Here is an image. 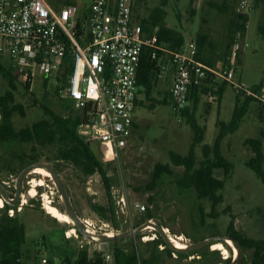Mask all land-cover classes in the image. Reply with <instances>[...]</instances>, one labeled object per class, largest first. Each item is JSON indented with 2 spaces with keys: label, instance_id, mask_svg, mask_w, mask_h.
<instances>
[{
  "label": "rangeland",
  "instance_id": "rangeland-1",
  "mask_svg": "<svg viewBox=\"0 0 264 264\" xmlns=\"http://www.w3.org/2000/svg\"><path fill=\"white\" fill-rule=\"evenodd\" d=\"M57 1L58 6L78 4L82 11L87 10L89 5L82 0ZM238 2L135 0L133 10L138 21L159 16L165 26L177 31L185 41L207 35L205 60L218 69L222 67L226 70L229 67L228 56L238 50L239 66L235 80L249 88L257 85L264 88V36L258 31L260 22L264 24V1L251 0L248 11L244 12L250 16L244 36L231 29L232 21L237 15L243 14V11H238ZM245 43L248 47L243 49ZM0 62L11 68L8 60ZM168 63L171 64V59L164 54L158 62L159 71L153 79L149 96L145 89H140L135 115L136 128L129 147L119 152L112 162L105 165L100 146L88 142L78 128V136L90 143L96 152L109 187L99 173L86 176L71 161L65 160L62 148L57 144H0V190L9 200L16 197L20 174L32 165L45 170L50 167L62 187L60 191L52 176L41 178L30 172L21 181L18 202L12 204L5 201L0 194V199L5 203L0 208V221L7 211L9 217L18 218L25 226L26 243L22 247L24 263L75 264L80 252H86L88 259L92 260L101 256L100 248H105L114 253L117 249L135 253L141 260L153 259L155 264H252V250L239 248L230 240L237 249L234 256L233 248L225 241L230 239L229 225L232 222L235 232L242 236L264 240V184L246 167V162L254 154L244 144L248 138L261 137L264 125L259 116L260 108L256 102H251L240 128L223 141L222 152L234 169L228 176L221 170L215 172V176L225 183L220 191L224 201L212 211L210 201L199 200L192 188L179 186L185 169L174 166L170 161V152L183 156L190 153L194 131L186 116H177L171 110V81L166 69L162 72ZM14 73L15 103L21 105L25 112L24 117L14 114L16 130L50 119L47 110L62 118L74 116L75 111H72L69 102L58 98L54 79L43 81L37 76L29 82L19 73ZM26 84H29L28 88ZM223 85L225 92L221 103L216 93ZM8 89L7 81L0 76V95ZM236 96L232 87L220 80L213 82L208 95H202L196 105L194 98L189 101L190 112H194L199 126L205 131L203 143L194 148L197 168L203 160L202 146H213L215 142L217 120H231ZM158 164L170 165L172 175L162 176L155 183L153 170ZM34 179L43 185L38 184L36 196L31 197L28 192ZM123 193L131 209V218L122 215L118 209V201ZM47 198L68 216L66 199L69 209L79 220L91 224L90 234L82 235L70 218L69 224L49 214L45 208ZM134 203H141L145 210H132ZM148 225L152 229L145 231ZM142 226L143 229L136 232ZM71 229L75 233L70 234ZM67 234L71 237L67 238ZM154 236V240L143 241L144 237L150 239ZM171 236L182 237L180 242L185 248L177 250L169 245L166 238ZM207 240L210 243L202 244ZM216 244L222 251L212 249Z\"/></svg>",
  "mask_w": 264,
  "mask_h": 264
},
{
  "label": "built area",
  "instance_id": "built-area-1",
  "mask_svg": "<svg viewBox=\"0 0 264 264\" xmlns=\"http://www.w3.org/2000/svg\"><path fill=\"white\" fill-rule=\"evenodd\" d=\"M134 2L90 0L87 10L82 11L78 4L58 6L57 0H0V60H8L26 81L37 76L43 81L54 79L58 98L69 102L76 112L86 111L87 121L80 129L88 142L100 146L105 165L127 149L132 139L138 68L145 48L152 50V58L163 53L171 59L169 93L175 115L180 116L188 107L193 86L221 80L241 99L256 102L264 120V88H249L235 80L238 50L228 56L226 70L199 60L196 40L185 41L179 50L172 51L159 43V28L144 32L134 17ZM250 4L251 0H239L238 11L244 14ZM118 209L131 218L124 193ZM133 209L142 212L145 206L134 203ZM82 224L89 235L91 224ZM100 251L102 264H118L114 251ZM131 264L144 263L136 256Z\"/></svg>",
  "mask_w": 264,
  "mask_h": 264
},
{
  "label": "trees",
  "instance_id": "trees-1",
  "mask_svg": "<svg viewBox=\"0 0 264 264\" xmlns=\"http://www.w3.org/2000/svg\"><path fill=\"white\" fill-rule=\"evenodd\" d=\"M89 4L90 0H82ZM264 1V0H263ZM74 4V3H67ZM249 16L247 14H239L231 23V29L235 33L244 35L247 31V24ZM145 33H152L155 28H159L158 39L159 43L166 46L172 51L179 50L185 43L182 35L177 31L165 26L160 17L153 16L150 19H142L140 21ZM259 33L264 36V24H260L258 28ZM234 35V34H233ZM232 36V35H231ZM234 38V36H233ZM232 38V42H233ZM198 45V59L202 62L212 66V63L205 60L203 53L208 44L207 35H199L197 40ZM231 45L228 47L230 49ZM164 54L159 53L157 58H152V50L145 48L141 56V61L138 68V86L140 89H145L149 96L152 87L153 79L156 72L159 71L158 62ZM13 67H5L0 62V76H2L8 83V90L6 93L0 95V144L12 146L19 143L37 142L40 144H57L62 148V156L65 160L71 161L73 165L80 168L84 175L91 176L99 173L107 187V179L103 172V168L99 163L96 152L90 143H86L78 136V128L87 121L86 111L74 112L70 104V108L75 113L69 118H62L48 112L50 119L42 120L31 127H26L16 130L13 122L15 113L25 116L24 108L15 103L14 91L16 90L15 73ZM212 81H204L203 84L193 86L190 92L189 101L194 98L195 105L199 102L202 95H208ZM29 84H26L28 88ZM261 88V86H256ZM225 91L224 85L218 90L219 101ZM252 99L247 98L242 102L239 96H236V103L232 113L231 120L226 123L224 121L216 122L218 134L216 136L213 146L204 144L202 146L203 160L199 167H196L197 161L194 155L195 146L202 144L204 141L205 131L199 126L194 112H190L187 107L182 116L188 118L189 124L194 131V140L192 148L187 156L180 155L176 152H170V161L176 167H183L185 169L184 177L178 182L179 186L192 188L199 200H208L212 203V211L214 208L224 201V197L220 191L224 188V180L215 176L218 170L223 171L225 176L230 175L234 169V165L224 156L222 152V144L228 135L234 134L241 126L244 117L247 115ZM138 105V102H137ZM69 107V106H68ZM260 119L264 120L261 116ZM136 128V125H135ZM260 138H248L245 140V146L249 147L254 156L246 162V167L252 170L258 179L264 184V151L263 138L264 130L260 133ZM101 153V152H100ZM172 175L171 166L166 164H158L153 170V181L159 182L162 176ZM4 202V201H3ZM5 205V203H4ZM2 205L1 208L4 206ZM8 206L6 205V210ZM229 237L232 239L237 247H245L253 251L252 264H264V240L249 239L233 228V222L229 225ZM26 243V232L24 224L18 218L9 217L7 211L0 221V264H26L22 260V247ZM115 258L118 264H131L136 261L135 253H126L123 250L117 249L115 251ZM144 264H155L153 259L143 258ZM75 264H102L100 257L97 259H88L86 252H80L78 260Z\"/></svg>",
  "mask_w": 264,
  "mask_h": 264
},
{
  "label": "bare ground",
  "instance_id": "bare-ground-1",
  "mask_svg": "<svg viewBox=\"0 0 264 264\" xmlns=\"http://www.w3.org/2000/svg\"><path fill=\"white\" fill-rule=\"evenodd\" d=\"M32 173H34L36 175H39L41 178H51V174L47 170H45L44 168H36V169H34L32 171ZM38 184L43 185L42 182L38 183L37 180H35V179L32 180V187H31L30 191L28 192V195H30L31 197H35L36 196V194H37L36 186ZM2 205H4V202H3L2 199H0V208H1ZM45 208H46L47 212L49 214H51L53 217H55L56 219H58V221L64 222V223H69V224L71 223V220L69 219V217L65 213L61 212L57 207H55L52 204V202L50 201L49 198H47V202L45 204ZM151 229H152L151 225H148L147 226V230H151ZM165 232H167V229H165ZM73 233H75V230L74 229H71V233L70 234H73ZM181 239H182V237H174V238H172V236L170 237V240H171L172 244L176 248H178V249H184L185 246L180 242ZM145 240L150 241L151 238L150 239L147 238ZM225 242L230 247L233 248L234 254H235L234 256H236L237 249L235 248L233 242L230 241V240H226ZM225 258H227V257H225Z\"/></svg>",
  "mask_w": 264,
  "mask_h": 264
},
{
  "label": "water",
  "instance_id": "water-1",
  "mask_svg": "<svg viewBox=\"0 0 264 264\" xmlns=\"http://www.w3.org/2000/svg\"><path fill=\"white\" fill-rule=\"evenodd\" d=\"M36 168H39V166L37 165H32V166H29L27 167L19 176L18 178V182H17V192H16V197L14 200H9L6 195L3 193L2 190H0V194L2 196V198L5 200V201H9V202H12V204L18 202L20 200V197H21V190H20V184H21V181L22 179L30 172H32L34 169ZM47 171L51 174L52 178L55 180L58 188L60 191H62V187L59 183V181L57 180V178L55 177V174L53 172V170L50 168V167H47ZM65 205L67 207V210H68V216L69 218L74 222L76 228L78 229V231L82 234V235H88L86 232H85V228L82 224V222L79 220V218L69 209V205L65 199ZM144 226L140 227L139 229L136 230V232L140 231L141 229H143ZM166 238V237H165ZM229 240H232V239H229ZM166 242L171 245L172 247L176 248L170 238H166ZM206 243H210V240H207V241H204L202 244H206ZM177 250H179L178 248H176Z\"/></svg>",
  "mask_w": 264,
  "mask_h": 264
},
{
  "label": "crops",
  "instance_id": "crops-1",
  "mask_svg": "<svg viewBox=\"0 0 264 264\" xmlns=\"http://www.w3.org/2000/svg\"><path fill=\"white\" fill-rule=\"evenodd\" d=\"M249 18H250V16H249ZM249 22V21H248ZM260 24H261V22H260ZM260 24H259V26H260ZM247 26H248V24H247ZM247 32V31H246ZM246 34V33H245ZM244 34V35H245ZM243 35V36H244ZM244 47H248V44L247 43H245V44H243V49H244ZM203 56H204V53H203ZM204 58H205V56H204ZM206 59V58H205ZM206 61H208V60H206ZM166 69V72L168 73V76H169V78H170V81L172 82V72H173V66H172V64H169L168 63V65L166 66L165 65V67L162 69V72H164V70ZM171 85V84H170ZM257 86H259V85H257ZM225 92V91H224ZM224 94V93H223ZM222 99H223V95H222V97H221V103H222ZM220 103V104H221ZM236 103V102H235ZM234 110V109H233ZM224 121V120H223ZM225 122V121H224ZM226 123H228V122H226ZM229 136V135H228ZM225 140V139H224ZM263 146H264V143H263ZM263 151H264V148H263Z\"/></svg>",
  "mask_w": 264,
  "mask_h": 264
},
{
  "label": "flooded vegetation",
  "instance_id": "flooded-vegetation-1",
  "mask_svg": "<svg viewBox=\"0 0 264 264\" xmlns=\"http://www.w3.org/2000/svg\"><path fill=\"white\" fill-rule=\"evenodd\" d=\"M32 173V172H31ZM32 174H34V173H32ZM223 245V244H222ZM212 249L213 250H221L220 248H219V246H218V244H216V245H213L212 246ZM222 251V250H221ZM227 252V251H226ZM224 255H228L229 254V252H228V254H226V253H223Z\"/></svg>",
  "mask_w": 264,
  "mask_h": 264
}]
</instances>
